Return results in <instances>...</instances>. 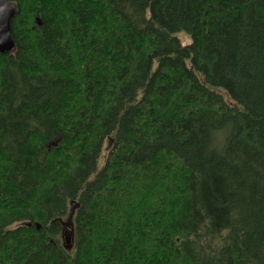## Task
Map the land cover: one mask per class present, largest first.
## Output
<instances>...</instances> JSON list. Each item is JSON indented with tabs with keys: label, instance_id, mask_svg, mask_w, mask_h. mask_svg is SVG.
I'll return each mask as SVG.
<instances>
[{
	"label": "trees",
	"instance_id": "obj_1",
	"mask_svg": "<svg viewBox=\"0 0 264 264\" xmlns=\"http://www.w3.org/2000/svg\"><path fill=\"white\" fill-rule=\"evenodd\" d=\"M8 1L0 264H264V0Z\"/></svg>",
	"mask_w": 264,
	"mask_h": 264
},
{
	"label": "water",
	"instance_id": "obj_2",
	"mask_svg": "<svg viewBox=\"0 0 264 264\" xmlns=\"http://www.w3.org/2000/svg\"><path fill=\"white\" fill-rule=\"evenodd\" d=\"M16 13V8L13 3L8 0H0V53H8L14 50L15 43L11 36L10 23L11 19ZM37 24H40L39 20L36 19ZM73 212V207L70 209V216ZM36 228H39V225H36ZM72 240V230L69 223L64 224L63 228V241L66 247L71 246Z\"/></svg>",
	"mask_w": 264,
	"mask_h": 264
},
{
	"label": "rangeland",
	"instance_id": "obj_3",
	"mask_svg": "<svg viewBox=\"0 0 264 264\" xmlns=\"http://www.w3.org/2000/svg\"><path fill=\"white\" fill-rule=\"evenodd\" d=\"M177 37H178V39L180 40V42H181L182 45H187V44H189V42H190L189 37L186 36L185 34H183L182 32L178 33V34H177ZM102 155H103V154H102Z\"/></svg>",
	"mask_w": 264,
	"mask_h": 264
}]
</instances>
